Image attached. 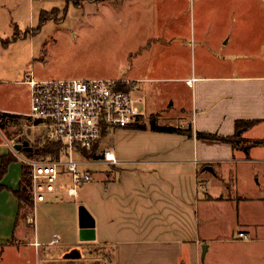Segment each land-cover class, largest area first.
<instances>
[{"label":"crops","instance_id":"0c3cea01","mask_svg":"<svg viewBox=\"0 0 264 264\" xmlns=\"http://www.w3.org/2000/svg\"><path fill=\"white\" fill-rule=\"evenodd\" d=\"M213 1L210 37L197 40L194 29L186 60L176 57L177 34L166 43L170 90L156 91L153 63L145 74L124 76L141 83L133 94L146 129L103 130L96 154L100 160L109 150L117 163L89 170L93 178L76 196L67 182L44 202L21 205L15 192L24 165L0 130V164L10 153L17 159L0 180V264H264V249L252 250L264 247V145L253 144L264 141V0ZM22 8L0 0L4 19ZM202 48L210 70L198 66ZM181 62L189 66L173 71ZM27 81L18 82L30 108ZM151 117L185 133L152 131ZM236 120L259 121L243 134L244 147L196 136H232ZM239 232L249 239H237Z\"/></svg>","mask_w":264,"mask_h":264},{"label":"rangeland","instance_id":"374dc122","mask_svg":"<svg viewBox=\"0 0 264 264\" xmlns=\"http://www.w3.org/2000/svg\"><path fill=\"white\" fill-rule=\"evenodd\" d=\"M17 1L23 7L21 11L5 19L0 16L1 42L15 33V26L19 30V40L6 49L0 48V107L13 106L26 111L5 113L9 116L1 118L0 130L13 143L28 140L30 146L41 144L47 137L39 123L26 116L28 88L18 81L23 83L31 77L37 80L108 79L122 83V89L140 99L133 94L140 91V81L124 76H134L140 70L145 74L153 63L150 76L160 78L155 84L156 91L170 90L171 83L163 79L170 77V65L166 62L169 49H165L170 36L177 34L176 57L186 60L190 56L189 47L196 45L192 40L194 29L197 40L205 39L210 37L215 23V16L211 14V7L216 6L213 0H76L75 3L73 0H32V5L31 0ZM41 12H46L41 15L42 25L39 24ZM221 21L227 24L229 17H221ZM261 24H264V15ZM198 54L203 55L196 59L198 66L210 70L208 50ZM186 64L189 66L185 62L175 64L172 70L176 72L177 66L182 73ZM250 135L256 137L259 133ZM242 136L238 147L249 143ZM74 159L82 160L77 155ZM106 168L104 164L78 167L92 172ZM67 182L66 177L63 183ZM252 247V250L264 249L259 244Z\"/></svg>","mask_w":264,"mask_h":264},{"label":"built area","instance_id":"2783aa9c","mask_svg":"<svg viewBox=\"0 0 264 264\" xmlns=\"http://www.w3.org/2000/svg\"><path fill=\"white\" fill-rule=\"evenodd\" d=\"M192 83V79L187 81ZM30 91L28 118L37 121L48 140L61 143L58 156L29 155L12 148L17 159L26 166L29 191L33 202H44L68 178L67 194L76 196L91 180L89 170L80 165L116 164L115 156L106 150L102 159L86 158L82 151L90 150L102 138L103 130L127 126L141 117L140 99L133 98L122 83L108 79H48L27 81ZM82 158L76 161L75 156ZM237 239L249 237L239 232ZM53 240L57 242L59 236Z\"/></svg>","mask_w":264,"mask_h":264},{"label":"trees","instance_id":"16d2710c","mask_svg":"<svg viewBox=\"0 0 264 264\" xmlns=\"http://www.w3.org/2000/svg\"><path fill=\"white\" fill-rule=\"evenodd\" d=\"M75 1L76 0H73L74 3H75ZM45 13L46 12L40 13V16H39L40 17L39 18V24L40 25L44 24L42 21L43 19H42L41 15L45 14ZM14 30H15V33L10 38L5 39L4 42L2 41L3 43L0 41V48L1 49H6L11 43L18 40L19 30H18L17 26L14 27ZM5 116H9V115L5 114V113H0V119L1 118L5 119L4 118ZM2 119L0 120L1 126H3ZM137 120H138L137 122L129 124V127L133 128V129H139V130L146 129V126L141 121V117H139ZM257 123H259L258 120H236V122H235V134L232 136H220L217 134L201 133V132H198L196 136L199 139H205V140H209V141H217V142H221V143H226V144L231 145L235 149L238 147L239 142L241 141L240 137L242 136V134H244L246 131H248L250 128H252ZM148 128L152 131L165 132V133H183V132L185 133V130L180 129V128L158 126L156 124V120L154 117H151L149 119ZM108 129L109 128L106 127L105 130H108ZM105 132H107V131H105ZM189 135L192 136V134H190V133H189ZM253 144L254 145H264V141L263 140L255 141ZM61 146L62 145L59 142L44 139L41 144L38 143L35 146H31L33 148V150L31 152H25L23 150L21 152H23L25 154H29V155H40V156H44V157L49 156V155L58 156L60 154V151H61ZM96 149H97L96 146H94L90 150L82 151V154L86 158H89V159H99L98 155L96 154ZM15 159H16V157L12 153H10V155H7L1 159L0 180H1V177L4 175V173L6 172L8 164L10 162L14 161ZM0 188H1V184H0ZM15 193L17 194L21 205L31 206L32 198H31L30 191H29L28 171L25 168L23 169L22 181L20 183V188Z\"/></svg>","mask_w":264,"mask_h":264},{"label":"water","instance_id":"95a60500","mask_svg":"<svg viewBox=\"0 0 264 264\" xmlns=\"http://www.w3.org/2000/svg\"><path fill=\"white\" fill-rule=\"evenodd\" d=\"M12 148L16 151H25V152H31L33 148L30 146L28 140H23L21 142H14L12 144Z\"/></svg>","mask_w":264,"mask_h":264}]
</instances>
